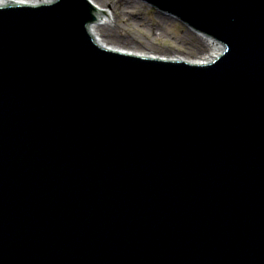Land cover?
Instances as JSON below:
<instances>
[{"label":"water","instance_id":"obj_1","mask_svg":"<svg viewBox=\"0 0 264 264\" xmlns=\"http://www.w3.org/2000/svg\"><path fill=\"white\" fill-rule=\"evenodd\" d=\"M141 1L223 55L103 48L87 0L0 4V264H264V0Z\"/></svg>","mask_w":264,"mask_h":264},{"label":"rangeland","instance_id":"obj_2","mask_svg":"<svg viewBox=\"0 0 264 264\" xmlns=\"http://www.w3.org/2000/svg\"><path fill=\"white\" fill-rule=\"evenodd\" d=\"M96 2L109 17L108 25L99 27L111 44L127 46L131 51H149L159 55L172 53L188 58L199 57L208 51L209 47L200 34L180 25L171 17L150 10L139 0ZM110 35L114 37L112 41L107 39Z\"/></svg>","mask_w":264,"mask_h":264},{"label":"bare ground","instance_id":"obj_3","mask_svg":"<svg viewBox=\"0 0 264 264\" xmlns=\"http://www.w3.org/2000/svg\"><path fill=\"white\" fill-rule=\"evenodd\" d=\"M49 0H0V4H11V3H30V2H48ZM90 4H92L94 7L98 8L96 10V20L94 23L90 24L87 27V30L89 32V35L92 37V39L97 42L99 45H101L103 48L106 49H111V50H117V51H122V52H127V53H133V54H138V55H144V56H149V57H156L160 59H165V60H182L191 64H201L215 56L216 51L217 52H222V47L215 41L204 37L202 39L206 42V45L209 47L208 51L206 54H203L199 57H194V58H188L184 57L182 55H175V54H166V55H159L156 53H151L149 51H144V52H139V51H131L127 49V46L123 45H114L109 43L103 33L101 32L99 25H108L110 22L108 15H104V10L103 8L96 2V0H87ZM105 16L107 18H105ZM109 32V31H108ZM114 37L110 35L107 37V39L111 40ZM201 41V39H199ZM201 43V42H200ZM197 49V48H196Z\"/></svg>","mask_w":264,"mask_h":264}]
</instances>
